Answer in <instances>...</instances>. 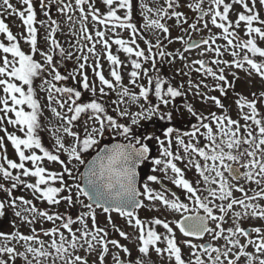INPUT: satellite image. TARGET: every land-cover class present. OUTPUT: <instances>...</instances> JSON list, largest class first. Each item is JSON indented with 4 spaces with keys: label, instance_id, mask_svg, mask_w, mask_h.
I'll return each instance as SVG.
<instances>
[{
    "label": "snow or ice",
    "instance_id": "6c2138e0",
    "mask_svg": "<svg viewBox=\"0 0 264 264\" xmlns=\"http://www.w3.org/2000/svg\"><path fill=\"white\" fill-rule=\"evenodd\" d=\"M101 2L106 8L105 12H101L97 7L96 0H75V7L71 2L57 0V11L65 15L72 26L70 32L78 37L79 50L84 49L81 41L92 42L87 51L95 58L92 72L98 78L100 86L97 88L95 82L90 83L87 73L83 71L89 60L88 55H83L77 57V60H83V63L78 64L71 77L75 80L76 76L80 75L81 79L77 83L81 88L78 89L57 87L54 83L69 79V76L61 74L54 62L53 54L56 49H59L61 57L71 58L72 54L65 53L56 38L60 26L57 20L50 17L52 0H39V7L49 17L47 23L37 19L33 0H21V8H17L11 0H0V8H3V11H0V33L6 34L8 41L7 44L0 41V89L4 94L0 96V112L4 113L0 115V124L7 120L8 124L18 126L17 130L21 133H8L6 128L2 129L7 133V140L14 147L19 162L7 158L4 137L0 136V150L4 153L0 159L7 162V167L0 163V174L5 181H12L10 187L0 183V189L10 197L8 203L0 200V216L5 215L6 207H18L19 200L20 205L25 206L22 210L24 214L22 211H16L15 215L21 217L25 223L34 225L37 222H51L54 225L49 229L41 228L39 232L33 227L31 234H24L18 229L11 233L0 231V264H15L17 257L23 258L24 264H106V257L110 252L109 245L131 256L126 245H122L117 239H110L108 229L99 226L96 208L108 214L111 229L120 237L127 240L129 233L113 223V212L126 218L127 225L138 231V252L142 255L126 262L118 254H114V264H152V252L157 256H166L169 264H264V224L253 226L250 230L243 226L245 221H264V203H261L264 201V91L253 92L251 98L238 94L234 101L237 106V118L234 119L226 111L220 97L207 94L210 87L207 83L202 80L193 84L189 79V90L194 91V95L200 97L202 102L211 101L221 110V114L210 112L205 116L192 104H185L184 109L197 121L190 131L181 132L176 127L165 126L163 139L154 133L144 137L138 136L133 126H139L142 120L151 121L158 118L160 121H173L177 111L174 106L175 98L186 95V92L183 84L174 86L160 74L151 75L149 69L144 67L142 61L150 62L152 68H156L152 49H159L161 41L157 39L155 45L150 40L147 41L149 54L136 45L137 27L131 23L133 0ZM257 2L264 6V0H232L231 3H226L225 0H211L214 7H209L208 12H205L203 0H195L188 7L200 11L201 16L211 13V23L222 30L220 36L210 35L199 42L192 41L191 37L188 40H184L183 36L177 37L187 45L186 51L204 45L206 47L201 55L206 52L215 53V69L208 66L204 59L194 60L192 64L199 65L195 68L196 72H202L205 77L213 79L211 90H218L225 97L229 89H234V83L228 79L226 69L235 67L245 71L249 80L259 77L264 81V46L258 43H264V18H261L257 10ZM234 4H239L243 11L237 13L233 22L229 13ZM166 5L156 10L159 17H175L178 24L187 22L183 19V13L175 10L178 6L177 0H166ZM142 7L147 12L153 11L147 5ZM170 9L172 11H169ZM121 10L123 15L118 14ZM77 11L79 17L74 18ZM5 15L20 19L26 33H21L20 36L29 45V52L22 50L17 36L2 18ZM89 16L94 23L104 26V30L97 27L95 39L87 26ZM242 22L247 38L240 36L236 31ZM38 24L47 32L45 40L50 41L48 51H41L38 46ZM149 25L165 34L170 31L160 19L150 20ZM190 27L193 31L198 30L196 23ZM204 27H208L206 22ZM117 29H130L131 38H119ZM109 31L116 33L117 38L113 41L115 45L128 57H135L130 60L132 70L129 76L130 83L138 88V92L122 83V61L111 50L112 43L106 38ZM218 38L227 42L224 45L225 51L231 49V61L220 58L224 54L220 46L213 47ZM97 43L102 44L105 50V58L111 65L112 79L104 75L99 62L101 53L96 51ZM37 53L43 58V63L34 58ZM158 55L161 58L173 56L171 52L163 50L159 51ZM179 58L185 59L183 53H180ZM185 67L188 68L189 65L185 64ZM231 75L233 80L239 79L236 72ZM141 77L146 78V83L139 82ZM37 79L41 81L39 88L47 93L51 112L64 121L63 132L72 138V143L68 146L65 145L64 138L56 135L55 131L54 150H49L42 143L39 135L42 107L37 98V88L34 86ZM105 87L109 92L105 91ZM116 89H119L116 92L117 99L112 103L115 104L119 116L130 117V124L118 122L109 114L104 97ZM84 90L91 93L87 101L81 99ZM53 92L57 95L54 96ZM152 96L156 102H153ZM53 101L58 107H51ZM25 105L29 111L25 110ZM132 105H136L139 110L130 112L128 109ZM169 105L173 107L169 108ZM65 108L66 112L61 111ZM8 113H13L15 118L10 117ZM77 123L83 124V135L75 130ZM107 129L115 131L128 142L105 145L87 162L84 171L80 173L81 182L68 184L65 174L73 180L76 179L72 168L69 167L71 161L84 165L86 162L83 154L98 146V137H102ZM201 129L204 131L201 132ZM200 138L206 143H202ZM153 139L160 149V157L153 159L156 166L153 171H159L162 175H148L147 181L160 184L161 187L155 189L149 183H143L141 191L137 168L149 159L151 148L145 141ZM61 152L67 153L68 163L61 159ZM45 160L60 164L63 170L50 171L43 166ZM26 162H31L33 167H26ZM181 163L184 164L183 168L179 166ZM189 168L198 174L199 178L195 181L186 178V170ZM9 169L21 171L13 175ZM21 175L34 177L35 182L27 183L21 179ZM56 181H59L60 186H54ZM165 181L183 190L187 202L169 189ZM18 184L31 189L36 198L46 201L49 205L58 206L61 201L70 206L79 203L88 211L74 219L70 215L42 210L30 199L23 196L12 197V192ZM251 184L256 187L245 186ZM73 189L76 193L75 199ZM65 192L67 195H62ZM236 192L241 195L236 196ZM80 197L87 198L88 203ZM158 206L183 215L174 224L159 217L140 218L139 209L159 210ZM89 219L92 222L91 227L88 224ZM56 221L60 223L57 224ZM76 223H79L80 227L74 230L73 225ZM225 224L229 226L225 227ZM156 226H162L164 232H158ZM61 229L66 230L68 235ZM177 229L185 237L183 244L192 250L189 258L183 255L181 242L176 235ZM41 233L50 240L46 242L41 239ZM205 235L211 240L204 243L193 242L192 238L203 240ZM221 240L223 244L213 243ZM12 241L23 242L24 250L20 251L11 245ZM249 246L253 251L248 250ZM81 249L85 255L79 254ZM93 256L95 260L90 259Z\"/></svg>",
    "mask_w": 264,
    "mask_h": 264
},
{
    "label": "rangeland",
    "instance_id": "374dc122",
    "mask_svg": "<svg viewBox=\"0 0 264 264\" xmlns=\"http://www.w3.org/2000/svg\"><path fill=\"white\" fill-rule=\"evenodd\" d=\"M67 3L71 2L73 4V6L75 7V0H66ZM135 2V1H134ZM195 0H177V8L175 10H178L180 12L183 13V19H185L187 22L186 23H179L177 22L175 17H164L161 18L157 15L156 10L162 7H166V0H140L139 5H140V10L139 12V17H133L131 19V23H134L137 27V35L135 37L136 39V45H138L140 48L145 49L146 54H149L147 52V41H151L153 45L156 44L157 39H159L161 41V47L157 50V48L153 47V50H157L158 52L161 51V49L163 47H165L166 52H171L173 54V56L170 57H166V62H164L165 58H161L159 55H157V60L156 62H158L159 64L157 66H159V73L161 76L163 74L164 71V67L165 69H168V71L171 73L174 72L177 75H180L182 77L183 80L187 79V81H185L186 83L189 81V79H191V81L193 82V84L195 83H199L200 81H204L205 83H207L210 87L208 90L209 95H215L217 97H220V93L218 90H211V86L214 84V81L211 77H205L204 74L202 72L198 73L195 71V68L199 67V65H193L192 62L194 60H199V59H204L210 62V66H212L214 69L217 66H213L211 63V60L213 61V59L217 58L214 52H206L204 55H201L200 53L203 51V49L206 47H202L198 50L195 51H186L185 47L186 44L183 41H180L177 39V37L179 36H183L184 40H188L189 37H191V40L195 39V38H208L210 35H215V36H220L221 33V29L217 28L215 25H213L211 23V13H209L208 16H206V18L204 20H201L197 17V13L199 12L198 10L194 9V8H189L188 5L191 3H194ZM226 3H231L232 0H225ZM96 4L97 7L100 8V10L103 9V5L102 2H100V0H96ZM142 5H147V7L151 8L153 11L151 12H147ZM209 7H214V5L211 4V0H203V9L205 12H208ZM257 10L260 12L261 14V18H264V6H261L259 4V2H257ZM169 11H172L171 9ZM221 11H222V7H221ZM239 11H243L242 7L239 4H234L233 5V9L230 11L229 13V18L234 22L237 18V13ZM119 15H123V10H121L119 13ZM52 16L57 19L59 26H60V30L56 33V38L58 40H60L59 43H61L66 50L67 53H71L72 56L71 58H73L74 53L76 52L77 48H78V44H77V36H74L71 34L70 29H71V25L69 24V22L66 19L65 15H62L61 13H59L58 11H55V13L52 14ZM79 17V12L77 11L74 14V18H78ZM152 19H160L161 23H165L168 27H169V33L165 34L162 33V31L160 29H157L153 26L149 25V21ZM207 23L208 27L205 28L204 27V23ZM196 23L197 24V29L196 31H193L190 27L191 24ZM11 24L13 25V29H14V33L18 36V40L20 41V45L22 50H24L26 53L29 52V45L21 38L20 34L21 33H25V29L24 27L21 25V21L20 19L14 17L13 21L11 22ZM88 29L89 31L92 33L94 39H95V30L97 29V27H99L100 30H104V26L103 25H98L96 23H94L91 19V16H89V20H88ZM259 26V25H256ZM77 29L79 28V25H76ZM111 27V26H109ZM243 31H245L244 28V24L243 22L241 23L240 26ZM116 32L119 33V37L125 40H129L131 38V30L130 29H117ZM26 34V33H25ZM115 32L109 31L107 33V37L109 39V37L112 35H115ZM245 35V32L242 33ZM0 34V38H1ZM47 36V32L45 31L44 28L40 27L39 31H38V46L40 48L41 51H48L49 48V42L50 41H46L45 37ZM1 41V40H0ZM3 42V41H2ZM87 43H90V41H86ZM211 43V41H210ZM226 41L223 38H218L215 42V44L213 45V47L216 46H220L221 47V51L224 53L223 55L225 56L226 60L231 61L233 59V57L231 56L230 52L231 49L229 48V50L225 51L224 49V45H226ZM260 43V46H264V43L258 42ZM72 44V46L70 45ZM71 46V48H70ZM90 47V45H89ZM74 49L75 51L73 52ZM84 51V50H83ZM96 51L101 53V57L104 58V49L102 44L97 43L96 44ZM157 52V53H158ZM180 53H183L185 59L181 60L179 58ZM2 55V54H0ZM83 53L81 51L80 56H82ZM36 58L38 61L40 62H44L43 58L41 57V55L39 53H37ZM79 56V55H78ZM127 54H125L123 51H121L119 53V57L122 58L125 61L126 65H129L130 60L127 61ZM175 57V59H173ZM11 58V57H9ZM170 61H172L170 63ZM79 63V61H78ZM185 64L189 65L188 68L185 67ZM107 65L106 63H104L103 66ZM147 67L151 68V65H147ZM247 67V66H246ZM179 70V71H178ZM84 72L87 73V75L89 77H91V69L87 68L84 69ZM103 72L104 74H108V70L103 68ZM232 72H236L237 75L239 76L238 80V84L240 85V93L249 96V98H251V94L253 92H260V91H264V81L260 80L259 77H255L251 80L248 79L245 71L243 70H238L235 69V67L229 69H226V73L230 76ZM187 73V74H185ZM80 75L77 76L78 80L81 79ZM163 77V76H162ZM112 79V78H109ZM168 80V78H165ZM39 81V82H38ZM90 83L91 82H95V84H97V86L99 85V80L98 78H89ZM37 87H36V83ZM127 79L123 78V85L127 86ZM41 81L39 79L34 81V86L37 88V98L40 100V95H39V90H41L39 88ZM234 85V87L238 86ZM235 89V88H234ZM184 90L186 92V95L182 96V97H177L175 98L174 101V106L177 109L175 116L177 117V120H184L187 119L188 117H190V114L187 113V111L184 109V105L185 104H192L193 107L199 112L202 113L205 116H208V114L210 112H216L217 114H221V110L218 109L214 104H212L211 101H207V102H202L200 97L194 95V91L189 90V85L185 84L184 85ZM203 91V89H201ZM42 91V90H41ZM106 92H109V90L107 88H105ZM119 89H116V91L112 92V95L114 96V98L117 99V95L116 92H118ZM44 92V91H43ZM2 93V89H0V94ZM46 93V92H45ZM47 94V93H46ZM229 97H227V99L223 98L222 102H227V106L229 105V110L228 112H230V114L235 118H237V106L235 105L234 101L237 99V92L236 93H229ZM53 95L56 96L57 94L55 92H53ZM2 96V95H1ZM222 99V98H221ZM45 101H43L44 103ZM143 102V101H141ZM41 103V101H40ZM0 107H2V105H0ZM25 110L29 111L30 109L27 108V106L25 105ZM42 116H41V122L44 123V128L42 127L41 124V129L39 130V135L41 136V139L45 138L46 136V145L45 147H47L49 150H54L55 148V136L53 135V131L56 132V135H59L61 137L64 138V142L65 145L68 146L72 143V138L68 137L64 132H63V125H64V121L59 119V122L57 123L56 119H55V115L51 112V109L49 107V105L42 104ZM51 107H55L54 104L51 105ZM131 109H134L136 111H138V107L136 105H132L130 106ZM169 108L173 107V105H169ZM59 110V109H58ZM227 111V108H226ZM182 113V114H181ZM196 124L197 121L195 118H191L188 120V124ZM241 123H243V121H241ZM3 126H6V128L9 131H13L10 133H16L18 135H20L21 133L18 132L17 127H8L9 125H6V121H4L2 123ZM57 125V127L59 128L54 129L51 128V126ZM45 130V132H44ZM75 130L83 133V127L78 126L75 127ZM5 141H7L6 138H4ZM8 148L6 149V152L9 154L17 155L14 147L11 145V143H8ZM28 154V153H27ZM38 154H40L38 152ZM91 154V153H90ZM90 154L88 155L87 153L83 154V158L85 159L86 157L90 156ZM92 155V154H91ZM61 159H64L66 163H68L67 161V153L61 152L60 153ZM15 159L17 161H19L16 156ZM43 166H45L46 168H48L50 171H56V172H61L62 166L58 163H53V162H49L47 160H45L43 162ZM26 167H33V165L31 164V162H27ZM69 167L72 168L73 170V176L76 178L75 180L69 178L67 176V174H65V180L67 181L68 184L72 185L75 184L77 182H81L80 181V173H81V169L83 167V165L79 164L76 161H71V163L69 164ZM15 173H13V175H17L19 174L18 170H14ZM194 176V174H193ZM0 177H3L2 174H0ZM21 178L22 175H21ZM23 180V179H22ZM30 183H34L35 182V178L34 177H25V181H28ZM243 182V181H242ZM12 183V181H11ZM152 183V182H151ZM171 186H173L170 183ZM24 185H19L17 186L16 189L13 190L14 193H17V191H21V194L23 197H27L30 198L34 204H39L41 206H43L44 209H47L50 213L51 212H59L56 208H62V204L57 205H49L46 201L41 200L36 198V196H34L33 192L31 189H24L23 187ZM54 186H60L59 185V181H56ZM246 186V185H245ZM248 186V185H247ZM246 186V187H247ZM66 193V192H65ZM64 194V193H63ZM235 195L240 194L239 192L234 193ZM67 195V193H66ZM73 195L75 197L76 193H75V189H73ZM34 199L38 200V202H36ZM81 200L82 197H80ZM0 200L5 201L6 203H8L10 201V197L7 194V197H3L2 194H0ZM19 202V201H18ZM262 203V201H261ZM159 210H153V215L159 216L161 218H165L168 221H173L176 218L175 212L169 210V209H164L162 207H159ZM23 209V205H20V203H18V207L13 208V207H6L5 209V215L4 216H0V222L4 219H15V220H19V217H17L15 215L16 211H22ZM88 210L84 209L83 212H86ZM147 211V210H146ZM72 212L74 213V210H72ZM82 212V213H83ZM148 212V211H147ZM61 214V213H60ZM65 216V214H63ZM96 215H97V221L99 226H103L106 227L109 231V236L112 237L113 239L114 236H119V234L115 231H113L111 229V226L109 225V221L107 219V215L103 213L102 210H97L96 211ZM112 216V221L113 223H115L116 225H118L122 230H124L125 232L129 233V238L126 240L124 238H121L119 241L122 245H126L129 249L130 252L132 253L133 247H136L139 244V241L137 240V236H138V231L135 230L134 228L130 227L127 225L126 223V218L120 217L117 214L111 213ZM144 217L149 218L150 217V213L148 212ZM7 221V220H6ZM8 225H11V222H7ZM88 224L89 227L92 226V222L91 219L88 220ZM264 224V221H260V220H252V221H245L243 226L247 227V226H260ZM54 225L51 222H47L46 223V227H39V225H37V227H39V229L43 228V229H49L51 227H53ZM80 227L79 223H76L73 225V229L75 230L76 228ZM4 229L9 231V227H5ZM62 231H65V235H68V233L66 232V230L61 229ZM49 238V237H48ZM242 242H244L242 240ZM114 250L113 253L111 254V257H113V254L117 253V249L113 248ZM122 251V250H121ZM79 254L81 255H85V252L83 249L79 250ZM120 257L123 255H128L126 253H124L122 251V253H117ZM133 254V253H132ZM93 258V257H92ZM127 258V257H126Z\"/></svg>",
    "mask_w": 264,
    "mask_h": 264
},
{
    "label": "flooded vegetation",
    "instance_id": "af4514ba",
    "mask_svg": "<svg viewBox=\"0 0 264 264\" xmlns=\"http://www.w3.org/2000/svg\"><path fill=\"white\" fill-rule=\"evenodd\" d=\"M140 0H136V4L139 3ZM135 4V5H136ZM139 9V6L136 5V11H138ZM114 46V47H113ZM119 47L117 45H112V52L114 55H118L119 56V53L121 51H118ZM127 61H128V58H127ZM110 68H111V65L109 64V71H110ZM132 68H131V64L129 65H124L122 64L121 68H120V71H121V74L123 76V78H130L129 76V73L131 72ZM125 72V73H124ZM108 78H112L110 76V74H108ZM140 127V126H139ZM191 130V126L189 127V129H187L186 131H190ZM204 130L201 129V132H203ZM138 134V133H137ZM202 143H206V141H203L202 138H200ZM126 142H128L126 139H125ZM145 142H148L149 143V146L151 148V154H150V157L149 159H147L143 164H141L139 166V177H140V187H141V191H143V188H142V185L143 183H149L151 187L155 188V189H160L161 185L160 184H156V183H151L149 181H147V176L148 175H157V176H161L162 174L159 172V171H153V169L156 167L154 164H153V159L155 158H159L160 157V149H159V146L156 142L155 139L151 140V141H145ZM176 145H175V140H174V143H173V148L175 149ZM181 154L182 153V150H181ZM179 166H181L182 168L184 167V164L181 163ZM194 174V176H193ZM186 178H189V179H192L193 181H195L196 179H198V174L195 172L194 169H187L186 170ZM165 185L171 189L172 191L176 192L177 195H179L181 197L182 200H185L186 201V198L184 196V193H183V190L181 189H178L176 188L174 185L171 186L170 185V182L168 181H165ZM247 186V185H246ZM247 187H256V185L254 184H251V185H248ZM241 194H238L236 196H240ZM147 203V201H145ZM262 203H264V201H262ZM38 208L40 209H44L43 206L39 205V204H35ZM76 206V208H75ZM189 206L191 207V203L189 202ZM75 208V212H78L80 211L81 208H83L80 204L76 205V204H73L71 205V208L70 209H74ZM150 213V217L149 218H146L144 217L148 212ZM155 210V209H153ZM153 210H148L146 208H141L138 210V214L140 216L141 219H151L153 217H159V216H156V215H153ZM114 214H117L115 212H113ZM118 215V214H117ZM175 215H176V218L177 219H174L173 221H171L173 224L175 223L176 220H178L179 218H181V216L183 215V213H177L175 212ZM161 218V217H159ZM162 219H165V218H162ZM46 223L47 222H37L36 224H34L33 226H35V229L37 230V232L40 231L39 227H43L45 228L46 227ZM37 225H39V227H37ZM229 224H225V227H228ZM32 225H29L27 223H25L21 217H19V220H15L14 218L11 219V225L9 227L10 229V232H13L15 230H19L20 232L24 233V234H31V228ZM253 227V226H252ZM247 228H249V230L251 229L250 226H247ZM156 230L158 232H161L163 233L164 232V229L162 228V226H156ZM176 235H177V239L181 242V247H182V252H183V255L185 258H189L190 257V254L192 252V250L183 244V240L185 239V237H183V235L178 231V229L176 230ZM255 237V234H253V238ZM40 238L45 240L46 242H48L50 240V238H48L47 236H44L42 233L40 235ZM110 239H113L112 237L109 236ZM115 239L117 240H120L122 237L120 236H114ZM193 239V242L194 243H204V242H208L211 240V238L208 236V235H205V237L203 238V240H196L195 238H192ZM140 243V242H139ZM213 243H216V244H223V241H218V242H213ZM13 245L16 246L18 248V250L20 251H23V242H20V243H17L16 241H13ZM138 246L139 244L136 246V247H133V250H132V253H131V256L129 255H125V256H121L120 258L125 260L126 262L127 261H130V260H135V259H138L142 254H140L138 252ZM163 246V245H161ZM109 248H110V252L108 254V256L106 257V264H114V261L111 257V254L113 253V249H112V246L109 245ZM249 251H253V248L251 246H249ZM117 253H122V251L120 249H117ZM115 253V254H117ZM114 255V254H113ZM127 257V258H126ZM31 258V257H30ZM91 260H95V256H93V258L91 257L90 258ZM151 260H152V264H169V261L167 259L166 256H157L154 252L151 253ZM15 264H24V261H23V258L21 257H17L16 261H15ZM98 264V262H97Z\"/></svg>",
    "mask_w": 264,
    "mask_h": 264
},
{
    "label": "trees",
    "instance_id": "16d2710c",
    "mask_svg": "<svg viewBox=\"0 0 264 264\" xmlns=\"http://www.w3.org/2000/svg\"><path fill=\"white\" fill-rule=\"evenodd\" d=\"M11 2L17 8H21L22 7L21 0H11ZM33 2H34V5L36 7V11H37V19L38 20H44L47 23L48 20H49V17L46 16L44 14V11L39 7V0H33ZM64 3H67V1L64 0ZM57 7H58L57 0H52L51 8H50V17H51V19H55L52 16V14L55 13V11H57ZM0 11H3V8H0ZM14 17H16V16L5 15V16L2 17L5 20V22L9 25L10 30L12 32L14 31V29H13V25L11 24V22L13 21V18ZM16 18L18 19V17H16ZM55 20H57V19H55ZM37 27H38V29H40V25L39 24L37 25ZM238 33H239L240 36H242L244 38H247L244 34H242L240 32H238ZM0 34H2V33H0ZM13 34L16 35L14 32H13ZM17 39H19L18 36H17ZM0 40L3 41L6 44L8 43L7 38H6V34H2ZM58 41L60 42V40H58ZM49 44H50V42H49ZM59 44H60V46L63 49H65V47L61 43H59ZM65 53H67L66 50H65ZM0 54H2V50H0ZM53 55H54V62H55L56 65H58V70L61 71V74L62 75L69 76V79L68 80H65V81H55L54 83H56L57 87H73V84L70 81L71 80V77H72V71H71L70 68H68L67 56L61 57L60 56V53H59V49H56V51H55V53ZM85 55H88V51L87 50H86V54ZM34 58L37 60L36 56ZM221 59H223V58H221ZM163 75H165V78H172L170 76H167V75H169V73L167 72V69L165 70V72L163 73ZM176 78H178V77L176 76ZM84 91H86V90H84ZM1 94H2V96L4 95L3 94V91H2ZM62 111L66 112V108L63 109ZM0 113H1V115L3 114V112H0ZM109 114L110 115H113V117L115 119H117L118 122H121L122 123L124 121L123 120L124 117L119 116V113H116V111L109 110ZM55 119H56L57 122H59V118H57L55 116Z\"/></svg>",
    "mask_w": 264,
    "mask_h": 264
},
{
    "label": "water",
    "instance_id": "95a60500",
    "mask_svg": "<svg viewBox=\"0 0 264 264\" xmlns=\"http://www.w3.org/2000/svg\"><path fill=\"white\" fill-rule=\"evenodd\" d=\"M199 17L203 18L204 16H201V13H199ZM200 40H201V39H199V40H194V41L199 42ZM117 143H121V142H114L113 144H117ZM111 145H112V144H111ZM111 145H108V146H111ZM98 152H99V151H98ZM97 154H98V153H97ZM97 154H96V155H97ZM96 155H95V156H96ZM95 156H94V157H95ZM94 157H93V158H94ZM93 158H92V159H93ZM92 159H91V160H92ZM91 160H89V161H91ZM86 166H87V164H86ZM86 166H85V167H86ZM84 169H85V168H84ZM137 170H138V168H137ZM83 171H84V170H83ZM138 185H139V176H138Z\"/></svg>",
    "mask_w": 264,
    "mask_h": 264
}]
</instances>
